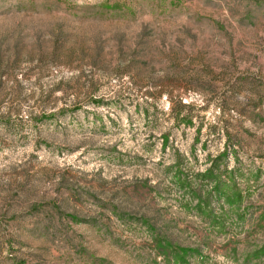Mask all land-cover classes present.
Wrapping results in <instances>:
<instances>
[{"label":"rangeland","instance_id":"rangeland-1","mask_svg":"<svg viewBox=\"0 0 264 264\" xmlns=\"http://www.w3.org/2000/svg\"><path fill=\"white\" fill-rule=\"evenodd\" d=\"M0 264H264V0H0Z\"/></svg>","mask_w":264,"mask_h":264}]
</instances>
